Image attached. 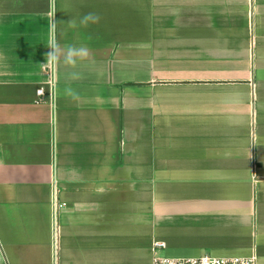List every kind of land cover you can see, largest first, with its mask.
<instances>
[{
	"label": "crops",
	"instance_id": "obj_1",
	"mask_svg": "<svg viewBox=\"0 0 264 264\" xmlns=\"http://www.w3.org/2000/svg\"><path fill=\"white\" fill-rule=\"evenodd\" d=\"M154 254L264 264V0H0V264Z\"/></svg>",
	"mask_w": 264,
	"mask_h": 264
},
{
	"label": "built area",
	"instance_id": "obj_2",
	"mask_svg": "<svg viewBox=\"0 0 264 264\" xmlns=\"http://www.w3.org/2000/svg\"><path fill=\"white\" fill-rule=\"evenodd\" d=\"M39 97L44 96L45 91L43 87L37 89ZM40 99V98H39ZM155 247L164 246L163 242L155 241ZM151 264H256V257L252 256H215L205 254L195 257H173L168 255L154 254Z\"/></svg>",
	"mask_w": 264,
	"mask_h": 264
},
{
	"label": "clouds",
	"instance_id": "obj_3",
	"mask_svg": "<svg viewBox=\"0 0 264 264\" xmlns=\"http://www.w3.org/2000/svg\"><path fill=\"white\" fill-rule=\"evenodd\" d=\"M100 17L95 13H87L85 14L81 20L80 25L87 27L89 23H98ZM75 27V23L72 25ZM50 44V51L47 53V56L49 58V63L53 64V66L56 65L61 60V57L63 58V62L66 65H74L76 63V58H83L88 55V50L86 47H75L72 45L67 46L66 51H63L55 36L52 37V39L49 41ZM65 95L72 97L73 99L78 98V94L71 88L65 89Z\"/></svg>",
	"mask_w": 264,
	"mask_h": 264
}]
</instances>
